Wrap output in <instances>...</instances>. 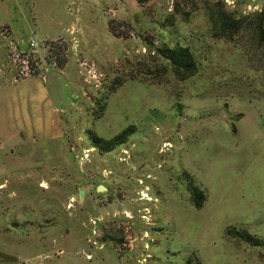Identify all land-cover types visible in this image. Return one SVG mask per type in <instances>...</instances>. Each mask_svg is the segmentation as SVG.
Returning a JSON list of instances; mask_svg holds the SVG:
<instances>
[{
    "label": "rangeland",
    "instance_id": "1",
    "mask_svg": "<svg viewBox=\"0 0 264 264\" xmlns=\"http://www.w3.org/2000/svg\"><path fill=\"white\" fill-rule=\"evenodd\" d=\"M261 12L264 0H0V29L57 55L37 60L63 84L52 138L0 143V264H264ZM221 16L241 23L225 31ZM44 30L61 35L39 42ZM177 47L198 67L186 80L158 52Z\"/></svg>",
    "mask_w": 264,
    "mask_h": 264
},
{
    "label": "crops",
    "instance_id": "2",
    "mask_svg": "<svg viewBox=\"0 0 264 264\" xmlns=\"http://www.w3.org/2000/svg\"><path fill=\"white\" fill-rule=\"evenodd\" d=\"M35 25L38 27L37 21ZM12 28L10 39H14L15 29ZM44 31L39 42L54 40L61 35L57 31L55 33ZM36 33L37 31L33 32L34 35ZM6 44L7 40L0 38V48L6 47ZM38 53L42 58L45 57L44 50ZM4 57L6 58V54L3 59ZM3 59L0 56V69ZM43 63L44 61L39 77L19 83H13L10 75L8 77L0 75V143H12L13 147L37 139L52 138L63 84L58 71L49 67L46 62Z\"/></svg>",
    "mask_w": 264,
    "mask_h": 264
},
{
    "label": "trees",
    "instance_id": "3",
    "mask_svg": "<svg viewBox=\"0 0 264 264\" xmlns=\"http://www.w3.org/2000/svg\"><path fill=\"white\" fill-rule=\"evenodd\" d=\"M140 4H144L149 0H137ZM261 12L259 15H262ZM220 24L224 27L225 31H229L232 28H238L241 22H235L232 18H228L227 16H221L219 18ZM258 29L261 30V35L264 37V27L262 24L258 25ZM159 55L165 58L175 70L176 75L181 80L189 79L190 77L194 76L197 73L198 67L194 56L191 50L188 47H177V48H163L158 50ZM58 63V62H57ZM61 67L62 65H59ZM132 128L129 127L128 129L124 130L121 134L115 136L110 140H105L100 138L97 135L92 136V140L95 144V147L102 149L106 152L112 151L115 147L122 145L126 142L127 137L131 133ZM192 202L196 209H202L205 202H206V195L205 193L197 186L192 188ZM228 235L236 236L243 241H250L252 236H250L246 232H239V231H228Z\"/></svg>",
    "mask_w": 264,
    "mask_h": 264
},
{
    "label": "built area",
    "instance_id": "4",
    "mask_svg": "<svg viewBox=\"0 0 264 264\" xmlns=\"http://www.w3.org/2000/svg\"><path fill=\"white\" fill-rule=\"evenodd\" d=\"M11 33V30L6 27L0 29V38L7 40V59L12 69L13 83L39 77L41 75V64L37 60V53L40 50V45L35 40H32L27 44L26 48H23L20 42L10 39ZM49 46V51H51L52 47L51 45ZM45 48L47 49V46ZM46 56L48 59L55 60V62L57 60V55H47L46 53ZM42 78L45 79L44 77Z\"/></svg>",
    "mask_w": 264,
    "mask_h": 264
},
{
    "label": "water",
    "instance_id": "5",
    "mask_svg": "<svg viewBox=\"0 0 264 264\" xmlns=\"http://www.w3.org/2000/svg\"><path fill=\"white\" fill-rule=\"evenodd\" d=\"M99 190L102 191V190H103V187L100 186V187H99ZM80 194H81V196H84V193H83V192H81Z\"/></svg>",
    "mask_w": 264,
    "mask_h": 264
}]
</instances>
